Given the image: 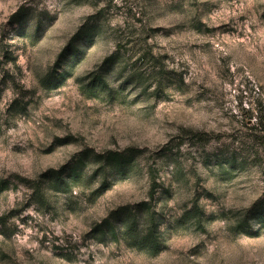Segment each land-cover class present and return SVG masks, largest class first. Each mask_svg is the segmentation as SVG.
Here are the masks:
<instances>
[{"label":"rangeland","instance_id":"374dc122","mask_svg":"<svg viewBox=\"0 0 264 264\" xmlns=\"http://www.w3.org/2000/svg\"><path fill=\"white\" fill-rule=\"evenodd\" d=\"M117 50L118 98L88 97ZM126 148L137 167L97 194L94 153ZM144 200L157 254L94 238ZM0 264H264V0H0Z\"/></svg>","mask_w":264,"mask_h":264},{"label":"trees","instance_id":"16d2710c","mask_svg":"<svg viewBox=\"0 0 264 264\" xmlns=\"http://www.w3.org/2000/svg\"><path fill=\"white\" fill-rule=\"evenodd\" d=\"M76 35L70 40L69 44L65 47L62 53L59 54L56 66L61 65L69 54L76 58L81 50L76 48L75 40ZM68 54V55H67ZM154 57L153 55H151ZM119 60V51H115L107 55L100 63L95 71H91L88 75V81L81 85L83 92L91 98H108L115 100L121 92L120 88H115L111 85L110 76L112 69ZM64 78V75H62ZM121 87V86H120ZM90 150L82 151L71 164L65 177L59 172L55 173L54 180L51 184L56 189L60 186L61 190H73L75 185L83 180V168L86 164L87 154ZM140 150L134 148H126L123 150H108L104 153H94L95 158L100 160L94 170L98 169L104 173L100 185L95 189V192L101 193L106 187L108 180L107 174H111L112 179H117L123 174L132 172L138 165L136 157ZM152 167L150 171L151 193L150 197L153 198L155 187L158 183L155 181V174ZM108 172V173H107ZM52 179V178H51ZM60 185V186H59ZM202 214V213H201ZM202 216V215H201ZM201 216L194 208L193 217L196 218L198 226H201ZM164 218L162 214L155 209L151 201L144 200L136 204H126L111 211L108 216L103 218L97 223L93 229V236L101 242L107 239L124 240L130 247L144 250L151 255L157 254L163 246V234L161 232V223ZM244 230L246 224H240Z\"/></svg>","mask_w":264,"mask_h":264}]
</instances>
